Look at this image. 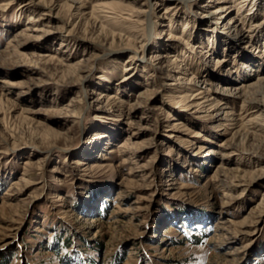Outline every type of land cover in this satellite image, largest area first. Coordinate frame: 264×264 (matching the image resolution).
<instances>
[{
  "label": "rangeland",
  "instance_id": "obj_1",
  "mask_svg": "<svg viewBox=\"0 0 264 264\" xmlns=\"http://www.w3.org/2000/svg\"><path fill=\"white\" fill-rule=\"evenodd\" d=\"M109 5L137 22L94 11ZM226 5L220 18L207 0H0V264H264V105L220 92L250 80L264 99V29L210 36ZM190 30L210 56L169 38ZM168 52L191 82L168 76ZM34 54L73 67L25 65ZM238 115L262 126L234 146Z\"/></svg>",
  "mask_w": 264,
  "mask_h": 264
},
{
  "label": "bare ground",
  "instance_id": "obj_2",
  "mask_svg": "<svg viewBox=\"0 0 264 264\" xmlns=\"http://www.w3.org/2000/svg\"><path fill=\"white\" fill-rule=\"evenodd\" d=\"M177 2L179 1H181V0H176ZM135 2L136 3H139L140 2V0H135ZM230 2H233V6H234V10H235V15H233V16H231V17H229L228 18V20H227V22L225 23V21L223 20V21H218L217 22V24H216V28H215V30L213 31H211V33H209V35L210 36H212L213 35V33L214 32H217L218 34H216V35H220V34H224V33H226L225 31H227L228 29L230 30L232 27H234V23H235V21H237V22H239V28L237 27H235V30H236V32H237V37L238 36H240V37H238V38H242V36L243 35H241V32L240 31H242V29L244 28V26L246 25L245 23H243L245 20H247L248 22V29H247V31L248 32H252V30L254 31L255 30V28L256 29H264V19H261V20H258L257 22H254V21H256L257 19H256V17H255V14H251V11L250 10H252L253 8L255 9V10H257L258 8H260L261 9V11H263L264 12V0H207V6H209V7H214V10H212V11H209V16H212V15H214V14H216V12H218V10L219 9H222L223 11L221 12V15H220V18H223L224 16H225V13H227L229 10H230V7L231 6H228V5H226L227 3H230ZM247 4H249V6L250 7H247V8H245V6L247 5ZM170 8H175L174 6H171ZM257 8V9H256ZM94 11L95 12H103V14H99V16H101L103 19H105L106 21H114L115 23L116 22H137V20H135L136 18H134V19H132V16H134V15H136L135 13H138L139 12V10H138V12L137 11H134V10H131V9H129V8H116V7H113V6H104V9H101V7H100V9L99 8H97V7H95L94 8ZM247 11V12H246ZM140 13L142 14L143 13V16H145V19L148 21V25L149 24H151V17H152V11H145V12H141L140 11ZM254 13V12H253ZM137 16V15H136ZM28 18H27V22H32V25H33V27H32V29L31 30H40V28H38L39 26L37 25L38 23H35V21H38L39 20V16H37V17H33L32 15H28L27 16ZM95 17V16H94ZM113 22V23H114ZM141 22V21H140ZM105 23V22H104ZM181 24H183V26H182V33L184 32V30L189 26L188 25V22L187 21H183V22H181ZM133 26V25H132ZM192 26V25H191ZM241 26V27H240ZM247 26V25H246ZM201 30V29H200ZM122 31V33H124V34H122L123 36H126V35H130V34H132V31H131V29L130 28H128V27H124L123 28V30H121ZM124 31V32H123ZM188 31V30H187ZM189 32H191V30L189 31ZM221 32V33H220ZM229 31H227V33H228ZM182 33H181V35H179V36H177V35H174V34H172V33H170V36H169V38H172V39H177V40H181L183 43H184V45H185V47L182 49V52L183 53H186L188 50H191L192 51V49H196V51L199 53V55L200 56H205V57H208V56H210V54H209V50H204L203 48L204 47H201L199 44H194V46H192L191 45V40H192V35H193V33L191 32V33H187L185 36H183L182 35ZM230 34V33H229ZM222 36V35H221ZM252 33H247V35L245 36V38L246 37H248V38H250L251 40H252ZM262 36H264V32H263V35ZM226 37V36H225ZM211 39V38H210ZM249 39V40H250ZM226 41V40H225ZM143 45V44H142ZM141 45V46H142ZM212 45V44H211ZM214 45V44H213ZM212 45V46H213ZM223 45H225V46H227V44H223ZM144 46V45H143ZM224 46V47H225ZM223 47V46H222ZM144 49V48H143ZM142 49V50H143ZM261 50L262 51H264V42H263V44H262V48H261ZM183 53H181L180 52V54H183ZM249 53V54H248ZM164 56H169V57H172V60L173 61H171V62H174V63H176V65L175 66H173L171 69H170V71H177L178 72V74H171L170 73V71H169V73H168V76H173L174 77V79H176V80H187L186 82L188 83V82H191L193 79H194V76L190 73V74H188L187 73V65L186 64H184V66H186V68L184 67V66H178L181 62H182V60L177 56L176 57V55H175V53H169L168 52V54L167 55H164ZM183 56H185V54H183ZM53 56H51V55H39V54H34V57L32 56V57H27V59H26V62H25V65H29V64H32V65H37V64H40V63H42V64H47L48 65V67H51V66H57V65H65V67H69V68H71V67H73L72 66V64H70V63H63L61 60H57V58H55V59H53L52 58ZM158 54L157 55H154L153 56V58L155 59H158V58H160V57H158ZM162 58V57H161ZM155 59V60H156ZM184 59V58H183ZM243 59L245 60V59H247L248 61H250L251 63L252 62H254V61H256L257 59L256 58H254V56L253 55H251V53L250 52H248L247 51V53L246 54H244L243 55ZM214 60H216V59H214ZM224 60V58H221V59H219V62L221 63L222 61ZM169 61H170V59H169ZM258 62V61H257ZM177 63H178V65H177ZM174 65V64H173ZM247 65V64H246ZM260 64L258 63V64H256V66L258 67ZM68 68V69H69ZM76 70H78V71H81V69H82V67L81 68H79V67H77V66H75L74 67ZM72 69V68H71ZM128 69V67H126L125 68V70H127ZM237 69V68H236ZM170 74V75H169ZM257 77H259V78H261V83L262 82H264V75H261V76H259V75H257ZM3 84H5V85H7V86H17V87H19L20 85H22L19 81H17L16 82V80H14V79H11V78H9V77H7V78H4L3 79ZM181 83H184L183 81L181 82ZM219 87V86H218ZM254 84H252L251 83V81L249 80H246L245 82H240V83H238L236 86H234L232 89H230L229 87H227V86H223V87H220V92H222V93H228V92H230V93H233L232 91L234 90V91H236V94H238V93H240V92H242V95H243V93H246V94H249L250 93V95H251V98L252 99H255V101H253V100H251L250 102H255L256 104L255 105H251V103L249 104V103H247V102H245L244 100H242V110L243 111H245V110H247V109H249V108H252V107H256V108H258V110L260 109V104L262 105H264V99L261 97V98H258L256 95H260V93L259 92H257V91H254L255 89H254ZM197 93V92H196ZM196 93L195 94H192V95H190L191 97H194L195 95H196ZM198 94H200V92L198 93ZM101 95H104L103 93L101 94ZM232 95V94H231ZM3 98H4V96H2ZM184 97H186V98H189V96H186V95H184ZM183 97V98H184ZM105 98H107L106 100L108 101V102H110V103H113V102H115L116 104L118 103L119 105H120V99H117V98H115V97H113V96H110V95H108V94H106V97ZM5 99V98H4ZM249 102V101H248ZM134 105V104H133ZM213 105H215V106H218V107H220V106H222L221 108H227V105L226 104H224V105H222V103L221 102H219L218 100H215V104H213ZM130 107V106H129ZM133 107V106H132ZM131 107V108H132ZM262 107V106H261ZM226 116L227 115H231L232 114V111H229V112H227V111H224L223 112ZM246 112H244L243 114H245ZM244 117L245 116H241V115H238V117H237V119L236 120H238L239 122H238V124L235 122H233V121H231L230 123H229V125L230 124H232V123H234V124H236L237 125V131L236 132H233V135H232V139H233V142L231 143V145H238V144H241V143H243L244 141H246V139L247 138H249L250 136H252V134H253V130H252V127H256L255 129H258L260 126H262L261 124H259V122H257V120H255V119H253V118H255V116H253V117H251V118H245L244 119ZM232 120V119H231ZM259 120H261V121H263L264 122V118H261L260 117V119ZM174 124H179V122H177V123H174ZM234 143V144H233ZM121 145H123V143L122 144H120V146ZM234 145V146H235ZM258 174L255 172V173H252V174H248L247 173V171H245V172H243L240 176H239V181H241V180H243V178L245 177V176H247V177H249V179H252V178H255L256 176H257ZM229 222L231 223V224H233V223H236L235 221L233 222V221H230L229 220ZM217 224V226H218V224H225V221H223V220H221V219H218L217 220V222H216ZM246 222L245 221H239L238 223H236L237 225H244ZM220 228V227H219ZM224 227H222L221 229H223Z\"/></svg>",
  "mask_w": 264,
  "mask_h": 264
}]
</instances>
